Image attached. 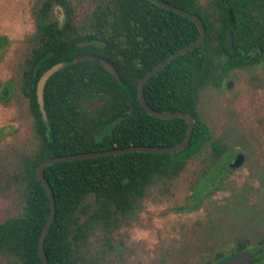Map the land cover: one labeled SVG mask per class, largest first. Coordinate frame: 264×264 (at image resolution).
Segmentation results:
<instances>
[{
  "label": "trees",
  "instance_id": "1",
  "mask_svg": "<svg viewBox=\"0 0 264 264\" xmlns=\"http://www.w3.org/2000/svg\"><path fill=\"white\" fill-rule=\"evenodd\" d=\"M162 1L196 16L206 33L201 44L175 55L146 81L144 98L155 111L191 114V139L184 149L169 154L135 152L47 166L44 178L55 201V217L44 240L48 264H90L83 249L96 227L108 232L117 215H126L148 187L180 171L210 140V131L198 116L200 90L208 84L219 87L218 72L225 75L235 68L264 63V0ZM52 4L65 10L61 25L57 20L46 21ZM198 35L192 20L151 0H99L78 25L69 0L44 2L21 79L38 146L23 159V171L17 177L22 213L0 222V257L11 264H42L38 240L50 207L35 172L44 161L128 146H173L185 138L186 120L147 113L137 86L147 72L195 42ZM84 56L106 60L117 77L93 61H77ZM58 63L65 66L44 86V122L37 82ZM244 248L239 244L236 253ZM258 250L262 253L256 254L253 264L264 257V245L251 253ZM225 258L217 254L207 264Z\"/></svg>",
  "mask_w": 264,
  "mask_h": 264
},
{
  "label": "rangeland",
  "instance_id": "2",
  "mask_svg": "<svg viewBox=\"0 0 264 264\" xmlns=\"http://www.w3.org/2000/svg\"><path fill=\"white\" fill-rule=\"evenodd\" d=\"M45 1L0 0V93L14 83L0 101V222L22 213L17 177L38 146L21 79ZM98 1L69 0L74 23ZM45 18L61 25L65 10L52 4ZM218 74L221 85L203 87L197 104L210 140L180 171L148 187L108 232L96 227L83 249L90 264H207L239 244L250 253L264 245V63ZM238 153L243 164L227 170Z\"/></svg>",
  "mask_w": 264,
  "mask_h": 264
},
{
  "label": "water",
  "instance_id": "3",
  "mask_svg": "<svg viewBox=\"0 0 264 264\" xmlns=\"http://www.w3.org/2000/svg\"><path fill=\"white\" fill-rule=\"evenodd\" d=\"M151 1L159 4L163 8H166L170 11H173V12H175L181 16H184L186 18H189L190 20H192L196 24V26L199 30V35H198L197 39L195 40V42L185 46L182 49L177 50L174 54H171L170 56L166 57L161 62H159L154 68H152L149 72H147L141 78V80L137 86L139 102H140L141 106L143 107V109L147 113H149L150 115H152L156 118H161V119L182 118V119L186 120L187 126H188L187 134H186L185 138L180 143L175 144L173 146H164V147H160V146H128L125 148H118V149L108 150V151H104V152H88V153H80V154H74V155H68V156H58V157L50 158L47 161H44L43 163H41L36 169L35 176H36L37 180H39L41 182V184L44 186V189H45L47 196H48L49 207H50L48 218L45 222V225L42 229V232H41L39 240H38V254H39V257H40L42 264H48V261H47L46 255H45V251H44V240H45V238H46V236L50 230V227H51L53 220H54V217H55V201H54L53 192L51 190V187L49 186V184L47 183V181L44 178V169L47 166L52 165V164H57L60 162H71L74 160H86L89 158H95L96 159V158H100V157H104V156H119V155H122L125 153H135V152L169 154V153L178 152V151H181L182 149H184L191 139L192 129L194 126L193 116L189 113H186V112H158V111L151 109L146 104V101L144 98V93H143V88H144L146 81L151 76H153L154 73L158 69H162L175 55L186 54L190 50L194 49L197 45L201 44V42L203 41V39L205 37V33H206L205 28L200 23L199 19L196 16H194L193 14H191L187 11H184L180 8H176L172 5H169L165 2H163L162 0H151ZM227 35H228L229 45H231L232 44V35H231L230 31L227 32ZM79 60H81V61L82 60L83 61H93L94 63L100 65L113 78L117 77L115 69L113 68V66L109 62H107L106 60H104L100 57L84 56V57L77 59V61H79ZM64 66H65V63H58V64L53 65L52 67L47 69L41 75V77L39 78V80L37 82L36 97H37V102L39 105V110L42 114V118H43L44 122H47V117H46V112L44 110V102H43L44 86H45L47 80L54 73H56L58 70H60ZM243 162H244V156L239 154L236 156L235 160L230 165V167L233 169L237 168V167L241 166L243 164ZM261 253H262V250H258L254 254L250 253V252L243 251V252L236 253L234 255H230V256L226 257L225 259L221 260L220 262H218L217 264H253V260L256 256V254H261Z\"/></svg>",
  "mask_w": 264,
  "mask_h": 264
},
{
  "label": "flooded vegetation",
  "instance_id": "4",
  "mask_svg": "<svg viewBox=\"0 0 264 264\" xmlns=\"http://www.w3.org/2000/svg\"><path fill=\"white\" fill-rule=\"evenodd\" d=\"M203 1V3H201V0H199V2L201 3V4H204V0H202ZM164 2V1H163ZM166 3V2H165ZM168 4V3H167ZM170 5V4H169ZM175 7V6H174ZM177 8V7H176ZM183 10V9H182ZM185 11V10H184ZM206 32V31H205ZM261 60H262V58H261ZM261 63H263V61L261 62ZM258 64H260V63H253V64H249V65H246V66H256V65H258ZM245 67V66H244ZM239 68H242V67H239ZM236 69V68H235ZM233 70V69H232ZM230 72V71H229ZM232 82L231 81H229V82H226V87L227 88H230L231 86H232ZM13 87H14V83L12 82V81H9L5 86H4V88H3V90H2V93H0L1 95L3 94V95H5V98H7V97H9V96H11V94H12V91H13ZM1 95H0V101H2V98H1ZM240 153H238V154H236V156L237 155H239ZM241 155H243V154H241ZM236 156L234 157V159L232 160V162H230L229 164H228V169H227V167H226V169L227 170H231V169H233V168H231L230 167V165L233 163V161L235 160V158H236ZM142 197V196H141ZM139 198V197H138ZM135 201V200H134ZM134 203V202H133ZM132 206H133V204H132ZM132 209V208H131ZM131 211V210H130ZM129 211V212H130ZM128 212V213H129ZM127 213V214H128ZM126 214V215H127ZM119 216H121V215H119ZM125 216V215H124Z\"/></svg>",
  "mask_w": 264,
  "mask_h": 264
}]
</instances>
